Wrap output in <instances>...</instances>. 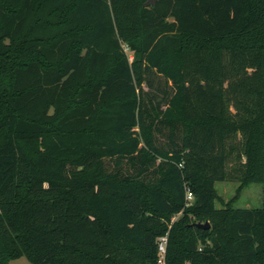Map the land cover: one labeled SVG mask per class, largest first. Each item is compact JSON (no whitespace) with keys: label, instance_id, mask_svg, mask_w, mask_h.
<instances>
[{"label":"trees","instance_id":"trees-1","mask_svg":"<svg viewBox=\"0 0 264 264\" xmlns=\"http://www.w3.org/2000/svg\"><path fill=\"white\" fill-rule=\"evenodd\" d=\"M166 233L165 264H264V0H0V264H158Z\"/></svg>","mask_w":264,"mask_h":264},{"label":"rangeland","instance_id":"rangeland-1","mask_svg":"<svg viewBox=\"0 0 264 264\" xmlns=\"http://www.w3.org/2000/svg\"><path fill=\"white\" fill-rule=\"evenodd\" d=\"M128 55L130 56L131 51L125 47ZM131 58V56H130ZM239 185L238 181L235 180H224L216 181L215 189L218 195L216 200V206L222 207L225 203L232 200V206L235 208H257L262 206L263 190L262 184L259 182H252L244 186L237 197L233 200L235 196L236 188ZM177 217V216H176ZM10 264H32L26 256H20L18 258L12 259Z\"/></svg>","mask_w":264,"mask_h":264},{"label":"built area","instance_id":"built-area-1","mask_svg":"<svg viewBox=\"0 0 264 264\" xmlns=\"http://www.w3.org/2000/svg\"><path fill=\"white\" fill-rule=\"evenodd\" d=\"M186 199L188 203H191V201L193 200V195L189 190L186 191ZM166 245L167 233L163 236H160L157 240L158 264H165Z\"/></svg>","mask_w":264,"mask_h":264},{"label":"water","instance_id":"water-1","mask_svg":"<svg viewBox=\"0 0 264 264\" xmlns=\"http://www.w3.org/2000/svg\"><path fill=\"white\" fill-rule=\"evenodd\" d=\"M154 0H148V2L152 3ZM195 226L197 227H200V228H203V229H207L209 228V223L206 221V222H196L194 223Z\"/></svg>","mask_w":264,"mask_h":264}]
</instances>
